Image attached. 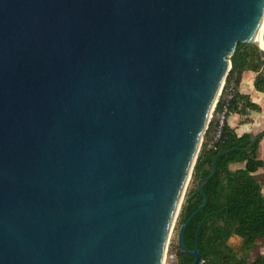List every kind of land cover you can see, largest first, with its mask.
I'll list each match as a JSON object with an SVG mask.
<instances>
[{
    "label": "water",
    "instance_id": "95a60500",
    "mask_svg": "<svg viewBox=\"0 0 264 264\" xmlns=\"http://www.w3.org/2000/svg\"><path fill=\"white\" fill-rule=\"evenodd\" d=\"M263 31L264 0H0V264H163L229 56ZM262 136L196 181L190 264L217 158Z\"/></svg>",
    "mask_w": 264,
    "mask_h": 264
},
{
    "label": "trees",
    "instance_id": "16d2710c",
    "mask_svg": "<svg viewBox=\"0 0 264 264\" xmlns=\"http://www.w3.org/2000/svg\"><path fill=\"white\" fill-rule=\"evenodd\" d=\"M229 60L230 68L213 110L215 116L223 107L226 89L231 83L234 85L229 99L231 110L244 114L248 108L259 109L257 104L249 100L248 95L240 93L237 89L244 70L256 72L254 88L264 92V56H261L257 45L237 42ZM216 125L217 120L213 117L204 133L205 138H211ZM252 137L245 132L238 134L224 121L214 146L203 144L201 147L192 169L194 181L209 173L212 157L218 151L233 146H246ZM258 141L259 139L249 150H232L219 156L215 163V172L203 186L207 203L188 223L184 232V243L188 249L193 248L196 228L201 222L197 244L200 257L205 258L206 264H264V254L249 261L256 240L264 239V194L253 175V172L264 164V159L257 157ZM233 162H244V166L232 169L229 165ZM201 201L202 196L195 185L187 192L180 205L178 225ZM233 234L241 238L238 249L227 243ZM171 249L176 256L175 264H190L192 257L181 251L177 244L171 245Z\"/></svg>",
    "mask_w": 264,
    "mask_h": 264
},
{
    "label": "crops",
    "instance_id": "0c3cea01",
    "mask_svg": "<svg viewBox=\"0 0 264 264\" xmlns=\"http://www.w3.org/2000/svg\"><path fill=\"white\" fill-rule=\"evenodd\" d=\"M255 75L256 72L252 70H244L241 73L237 89L240 93L248 95L249 100L254 104H257L259 109L248 108L244 114L235 112L225 120V122H227L228 125L238 134L245 132L254 136L258 132L264 130V92L258 91L254 88L253 82ZM257 157L259 159H264V136L259 138L257 144ZM229 166L232 169H236L243 167L244 162H233ZM253 175L260 183L261 191L264 194V164L258 167L253 172ZM227 243L234 249H238L241 243V238L233 234L228 238ZM257 245H259L258 248L256 247ZM260 254H264V239L262 238L256 240L255 245L250 252L249 261L254 260Z\"/></svg>",
    "mask_w": 264,
    "mask_h": 264
},
{
    "label": "rangeland",
    "instance_id": "374dc122",
    "mask_svg": "<svg viewBox=\"0 0 264 264\" xmlns=\"http://www.w3.org/2000/svg\"><path fill=\"white\" fill-rule=\"evenodd\" d=\"M221 94V93H220ZM219 94V95H220ZM219 98V96H218ZM218 100V99H217ZM216 118V120L218 119L217 116H215L213 114V111L211 112V115H210V120L212 118ZM209 120V121H210ZM207 129V128H206ZM217 129H218V121H217V125H216V128H215V131L212 133L211 135V138L207 139L204 137V134H203V137L201 139V142H200V146H199V149H198V152H197V155L201 149V147H203V144H208L214 139V137L216 136L217 134ZM206 131V130H205ZM197 157V156H196ZM196 160V159H195ZM193 169V168H192ZM196 185V182L194 181L193 177H192V171H191V175L186 183V187H185V190H184V194H183V198H182V201L185 197V195L187 194V192L193 188L194 186ZM182 203V202H181ZM178 221H177V218H176V221L174 222V225L172 227V230H171V233H170V236H169V240H168V244H167V249H166V252H165V256H164V262L163 264H175L176 262V257L171 249V245L174 246V244H176V236H177V232H178ZM171 244V245H170ZM257 248L259 247V245L256 246Z\"/></svg>",
    "mask_w": 264,
    "mask_h": 264
},
{
    "label": "built area",
    "instance_id": "2783aa9c",
    "mask_svg": "<svg viewBox=\"0 0 264 264\" xmlns=\"http://www.w3.org/2000/svg\"><path fill=\"white\" fill-rule=\"evenodd\" d=\"M225 83V80L223 82V85ZM222 85V87H223ZM222 90V89H221ZM234 91V85L231 83V85L226 89V96H225V101L223 104V107L221 109L220 112H218L217 114V121H218V129H217V134L214 137V139L208 144V147H213L214 144L217 142L220 132H221V126L223 125L224 121L226 120V118L230 115H232L233 113H235L234 110H231L229 108V99L232 96V93ZM221 93V92H220ZM197 264H206V260L205 258L200 257Z\"/></svg>",
    "mask_w": 264,
    "mask_h": 264
},
{
    "label": "bare ground",
    "instance_id": "6f19581e",
    "mask_svg": "<svg viewBox=\"0 0 264 264\" xmlns=\"http://www.w3.org/2000/svg\"><path fill=\"white\" fill-rule=\"evenodd\" d=\"M260 34H261V29H260V31H259V33H258V36H260Z\"/></svg>",
    "mask_w": 264,
    "mask_h": 264
}]
</instances>
